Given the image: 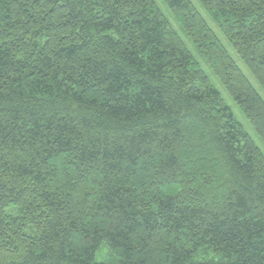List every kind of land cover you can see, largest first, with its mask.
<instances>
[{"label":"trees","instance_id":"1","mask_svg":"<svg viewBox=\"0 0 264 264\" xmlns=\"http://www.w3.org/2000/svg\"><path fill=\"white\" fill-rule=\"evenodd\" d=\"M162 1L264 144L260 94ZM196 1L264 91V0ZM178 29L154 0H0V264H264V154Z\"/></svg>","mask_w":264,"mask_h":264},{"label":"rangeland","instance_id":"2","mask_svg":"<svg viewBox=\"0 0 264 264\" xmlns=\"http://www.w3.org/2000/svg\"><path fill=\"white\" fill-rule=\"evenodd\" d=\"M154 1H155L156 5L158 6V8L160 9V11L162 12V14L165 17H167L172 22V25L176 29H178L176 23L172 20L171 13L169 12V9L165 5V3H163L162 0H154ZM191 1L197 7V9L202 13V15L206 19L207 23L209 24V26L214 30V32H215L217 38L219 39V41L221 42V44H223V46L226 48V50L228 51V53L231 55V57L233 58V60L235 61V63L239 66V68L242 70V72L250 80V82L253 85L254 89L260 94V96L264 100V91L261 89V87L257 84V82L254 80V78L252 77V75L249 73V71L247 70V68H246L245 64L243 63V61L241 59H239V57L236 55V53L234 52L231 44L224 37V35L219 31V29L214 25V23L209 19V17L206 15V13L202 10V8L200 7V5L198 4V2L196 0H191ZM178 33H179L180 36H182V38L186 42L187 47L190 49V51H192V54H193L195 60L198 61V63L200 64L201 68L204 70V72L208 76V78H209L210 83L212 84V86H214L219 91L222 99L231 108V110H232L235 118L242 124V126L244 127V129L246 130V132L250 135V137L252 138V140L254 141V143L257 145V147L264 154V144L259 139V137L256 135L254 129L249 124V122L247 121V119L243 116V114L241 113V111L239 110V108L237 107V105L234 103V101L232 100V98L230 97V95L227 93L226 89L217 80V78H215V76L211 73V71L206 66V64L203 62V60L201 58H199V56L196 54L195 50L192 48V45L188 41V38L185 35H183L182 32L179 29H178ZM103 251H105V248H101L98 251V253L96 254V259L98 261L101 260L100 258H101V254H102Z\"/></svg>","mask_w":264,"mask_h":264}]
</instances>
